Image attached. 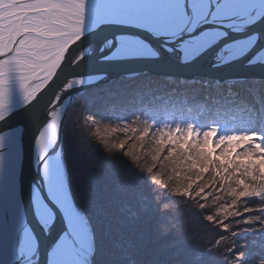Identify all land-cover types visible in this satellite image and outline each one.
<instances>
[{"label":"trees","instance_id":"trees-1","mask_svg":"<svg viewBox=\"0 0 264 264\" xmlns=\"http://www.w3.org/2000/svg\"><path fill=\"white\" fill-rule=\"evenodd\" d=\"M61 150L91 264H264V79L114 77Z\"/></svg>","mask_w":264,"mask_h":264},{"label":"bare ground","instance_id":"bare-ground-1","mask_svg":"<svg viewBox=\"0 0 264 264\" xmlns=\"http://www.w3.org/2000/svg\"><path fill=\"white\" fill-rule=\"evenodd\" d=\"M263 1L243 0L241 4L235 6L237 11L233 12L232 15L237 18L245 16L248 12H254L261 6ZM47 13H49V16H47ZM260 16H262L261 20L253 22L251 26H247L248 28L234 39V42L237 43L241 39L247 42V44L241 43V49H238V51L244 50L245 47L252 49L253 46H263L264 33L263 31L258 33L257 30L264 24V15L261 14ZM217 18L211 25L212 27L208 26L213 28V31L219 32L220 28L226 29L230 25L231 21L228 24L225 23L226 28L222 27L220 24L222 22ZM249 20L245 19L244 22L249 23ZM106 21H112L113 23L125 22L115 16L104 13L95 0H0V104L6 98L8 100L11 98L15 101L16 106H20L23 101L27 100L34 91L42 86V83L49 82L50 77L53 75V69L59 64L63 45L65 44L66 46L74 37L81 36L90 42L84 43V40L80 37L79 40L83 44L68 47V49L71 47L73 49L70 52L72 56L80 54V57L84 60L87 55L88 60L89 58L90 61L94 60L99 46L105 47L99 56L102 60H107L111 53H113V56L119 53L120 55L130 53L131 50L129 51V49L122 47L127 42L129 43L130 36L119 35L118 33L121 32L119 30H122L120 27L113 28L116 30L115 32L105 31L107 27L101 23ZM127 30L124 29L125 32ZM99 36H101L100 39H98ZM111 36H115L118 42L117 45H120L115 47L114 51H108L107 41L113 39ZM99 41L102 42L99 43ZM104 41H106L107 47L104 45ZM242 45L244 46L242 47ZM215 46H217V50L221 48L219 43ZM71 55L66 57L64 63L67 60L71 61ZM70 66H76V64L69 62L67 67L70 68ZM68 68L67 71H69ZM142 72L149 75L153 74L149 71ZM136 74L138 72L132 75ZM69 76H67L68 83L78 77ZM58 79H53V81ZM55 105L46 109L48 118L40 128L41 131L38 138H36L35 161L39 162V172L45 178L47 176L52 178L46 180V186L48 184L53 192L55 202L64 210L66 222L63 232L68 229L84 251L88 248L90 242L86 226L78 213L68 204L63 183L59 179L60 176L58 179L56 177V174L58 173L59 175L60 173V168L57 155L52 153L55 146L52 145L50 136L58 118V109L61 106ZM21 123H23L22 128H20ZM29 124L31 125L23 117V112L21 111L10 116L6 123L0 126V201L3 202L5 209L9 213L11 241L15 249L17 247V251L23 254L26 252L24 246L27 245L28 236L30 235H27L22 218L19 215L20 209L16 207V203L20 198L19 194L21 195L23 188V185H21L22 174H19L17 170L20 158L19 136L23 135V140H25V137L32 131V129L28 128ZM57 167L59 169L55 172ZM17 176H20L19 182ZM42 215L40 214L38 217L44 219ZM46 217L48 223L52 221L49 213H46ZM8 235L9 233L6 232V241Z\"/></svg>","mask_w":264,"mask_h":264},{"label":"water","instance_id":"water-1","mask_svg":"<svg viewBox=\"0 0 264 264\" xmlns=\"http://www.w3.org/2000/svg\"><path fill=\"white\" fill-rule=\"evenodd\" d=\"M215 4L216 0H212L209 6V13H211L212 8ZM261 14L264 15V1L256 11L248 12L245 14V16H239L237 18L228 19L226 21L220 20L222 23L226 24H228L230 21L231 22L226 29H222L219 27V32L212 31L209 33V35L211 36L212 40L215 41L221 38L220 32L225 31V35L227 37L219 40V45L221 47L224 45L223 48L220 50V52H217L219 49L217 50V46H214L205 55L199 57L194 62L189 64L182 63L171 50L162 52L160 54L161 58L159 60L148 58L152 57L156 49L152 48L147 41L154 40V38L159 35V33L156 32H153L151 36H147L146 33H142L141 35H144L146 37L145 39H141L140 37L128 36L129 43L127 42L122 47L129 49V51L131 50L130 53H128L127 55H120L119 53L116 56H113V53H111L107 60H102L99 57L101 51L105 49V47L99 46L98 53H96V56H94L95 59L91 61L90 58L88 60V55L86 56L85 60L80 57V54H78L77 56L71 55L70 52L73 49L72 47L68 49V47L71 45L80 46V44L82 43L81 40H79L81 36L74 37V39H72L70 43L67 42L68 44H66V46L65 44L63 45L61 52L62 55L59 57V64H57V67L53 69V75L52 77H50L49 82L42 83V86L34 91L32 95L27 100L23 101L20 106H16L15 101L11 98L10 100L6 98L5 101L1 102L0 126L6 123L10 116L22 111L23 117L28 120V123H31V125L29 124L28 128L32 129L30 134L25 137V140H23V135L19 136L20 158L18 160L19 167L17 171L19 172V174H22L21 185H23V188L21 190V195L19 194L20 198L16 203V207L20 209L19 215L20 218H22L21 220L23 222L24 229H26L27 235H30L28 236L29 240L27 245L24 246L26 251L25 254L18 252L17 247L15 249V256L20 260V264H47L49 249L51 248L53 241L61 233H63V230L65 228L64 225L66 222V218L64 216V210L61 209L60 206L55 202L53 192L49 188L48 184L46 186V180H50L51 176L50 178L49 176L45 178L39 172V162L35 161L34 150L36 138H38L41 131L40 128L48 118L46 109L49 106L53 107L55 104L61 106V108L58 109V118L56 120L54 130H52L51 132L52 135L50 136L52 139V145L55 146V149L52 153L57 155V161L60 168V173L59 175L57 173L56 177L58 179L60 176L59 179L63 183L68 204L71 205L72 208L78 213V215L83 220L84 225L86 226V230L90 237V242L87 249L83 248L85 250L82 252V258L84 264H91L90 256L93 251L91 233L84 215H82L77 206L74 204L72 194H70L69 186L67 183L66 173L64 172V163L62 161L60 139L62 133V123L72 99L76 96V94H80L88 87L98 85V83H105L109 81L110 78L120 76L130 77L133 73H142V71H149L163 77L167 76L185 79L203 78V80L206 81H209L210 79L219 81L242 80L246 77H250L252 79H264V67L261 66L264 65V43L262 47L253 46L252 49H247L245 47L244 50L238 51V49H241V43L247 44V42L243 39H241L239 43L234 42V39L240 36V34L244 32L243 30H246L248 28L247 26H251L253 22L261 20ZM211 18L205 25L206 27H212L211 25H213V21L211 20ZM245 19H250V22H244ZM101 24L107 27L105 31L108 30L111 32H115L116 30L113 28L118 27L122 29L119 30L121 32H125L124 29H128L127 32L136 31L132 28L121 27V22L113 23L112 21H106L102 22ZM130 29L132 30L130 31ZM257 30L258 33H262V31L264 33V24ZM81 38L84 40V43H90L86 38ZM100 38L101 36L98 37V39ZM116 39L117 38L115 37L116 47H119L120 45H117L118 42ZM111 41L112 43H110ZM100 42L102 41H99V43ZM153 43L156 44V48H160L163 42L160 40H154ZM107 44L108 48L111 49V51L115 50V48L111 47L113 45V39L108 40ZM107 44L106 41H104V45H106V47ZM243 46L244 45H242V47ZM164 47L170 48V45H164ZM250 50H253L254 54L249 53V56H247L246 54ZM185 51L190 55V46L186 47ZM224 51H227V56L221 55V53ZM69 55H71V61L67 60L64 63V60ZM240 57L244 58L240 59ZM74 60H77V62H75ZM69 62H74L76 66H70V68H68L67 66ZM67 68L69 69V71H67ZM69 75H71V77H78L75 78L74 81L72 79V82L68 83L69 81H67V76ZM57 78L59 79L53 81V79ZM22 125L23 123H21L20 128H22ZM59 168L57 167L55 169V172ZM17 180L19 182L20 176H17ZM41 188L44 189L45 193L50 194V199H52L53 203L56 204L57 208L59 209L58 216L54 215L52 210L45 205L40 194ZM39 208H41L42 211ZM46 213H49L52 217V221H50L49 223L46 217ZM40 214H43L42 216L44 217V219L38 217L40 216ZM51 250L52 254L55 255L56 248H52Z\"/></svg>","mask_w":264,"mask_h":264},{"label":"snow or ice","instance_id":"snow-or-ice-1","mask_svg":"<svg viewBox=\"0 0 264 264\" xmlns=\"http://www.w3.org/2000/svg\"><path fill=\"white\" fill-rule=\"evenodd\" d=\"M95 2L104 13L125 21L120 24L121 27L136 30L121 32L119 35L145 39L142 33H146L147 36H151L153 32L159 33L154 40L163 42L160 48H156L154 40L147 41L152 48L156 49L152 57L148 58L159 60L162 52L171 50L182 63L189 64L205 55L219 43L220 39L227 37L225 31H221V38L212 40L209 33L214 29L205 26L210 17H213L211 19L213 22L217 17L221 21L234 19L232 13L237 11L235 6L241 4L243 0H222V2L216 0L211 13H209V6L212 0H95ZM220 24L226 28L225 23ZM164 45H170V48ZM188 46L191 48L190 55L185 51ZM223 46L217 52H220ZM112 47H116L115 37H113ZM249 53H253V50L246 55L249 56ZM221 55L227 56L228 53L224 51ZM243 58L240 57V59ZM261 66L264 67V65ZM40 194L45 205L58 216L59 209L50 199V194L45 193L43 188L40 189ZM6 232L9 233L7 241ZM52 248H56L55 255L52 254ZM82 251L72 233L65 229L53 241L47 264H84ZM0 264H20V260L15 256V247L10 237L9 213L2 201H0Z\"/></svg>","mask_w":264,"mask_h":264},{"label":"rangeland","instance_id":"rangeland-1","mask_svg":"<svg viewBox=\"0 0 264 264\" xmlns=\"http://www.w3.org/2000/svg\"><path fill=\"white\" fill-rule=\"evenodd\" d=\"M28 9H30V8H28ZM47 16H49V13H47ZM64 172H65V170H64ZM66 173V172H65Z\"/></svg>","mask_w":264,"mask_h":264}]
</instances>
